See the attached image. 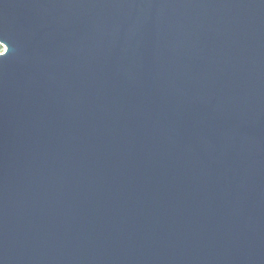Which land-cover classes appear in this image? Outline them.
Instances as JSON below:
<instances>
[{"label":"water","instance_id":"1","mask_svg":"<svg viewBox=\"0 0 264 264\" xmlns=\"http://www.w3.org/2000/svg\"><path fill=\"white\" fill-rule=\"evenodd\" d=\"M0 45V264H264V0H0Z\"/></svg>","mask_w":264,"mask_h":264},{"label":"rangeland","instance_id":"2","mask_svg":"<svg viewBox=\"0 0 264 264\" xmlns=\"http://www.w3.org/2000/svg\"><path fill=\"white\" fill-rule=\"evenodd\" d=\"M5 51V47L3 45H0V54Z\"/></svg>","mask_w":264,"mask_h":264},{"label":"snow or ice","instance_id":"3","mask_svg":"<svg viewBox=\"0 0 264 264\" xmlns=\"http://www.w3.org/2000/svg\"><path fill=\"white\" fill-rule=\"evenodd\" d=\"M7 50H8V51H7V53H8V52H9V48H8ZM7 53H6V54H7Z\"/></svg>","mask_w":264,"mask_h":264}]
</instances>
